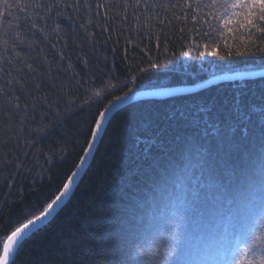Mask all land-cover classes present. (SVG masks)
Segmentation results:
<instances>
[{"label": "trees", "instance_id": "obj_1", "mask_svg": "<svg viewBox=\"0 0 264 264\" xmlns=\"http://www.w3.org/2000/svg\"><path fill=\"white\" fill-rule=\"evenodd\" d=\"M83 2L81 16L68 9L73 20L59 24L67 35L38 41L31 96L0 92V254L60 197L89 150L87 130L117 97L264 72L261 59L234 55L247 31L224 29L211 0H158L148 19L126 7L134 0ZM153 62L166 68L144 75ZM262 131L264 79L124 108L68 203L11 264H128L130 252V264H236L241 251L264 248Z\"/></svg>", "mask_w": 264, "mask_h": 264}, {"label": "snow or ice", "instance_id": "obj_2", "mask_svg": "<svg viewBox=\"0 0 264 264\" xmlns=\"http://www.w3.org/2000/svg\"><path fill=\"white\" fill-rule=\"evenodd\" d=\"M141 5L143 6V13H141ZM206 6L214 9L215 12L223 10L222 13L215 16V19L222 23L224 29L233 31L232 26H237L247 31L248 43L243 50L238 49L235 52L236 57H255L264 61V0H211V3ZM91 7L92 4L88 3L87 8L91 9ZM96 7L98 9L106 8V5L98 4ZM126 7H132L134 14L140 13L143 15L147 13L148 15H144V18L148 19L151 13L164 7V5L158 0H153L151 3L150 0H134V4L129 3ZM167 7L171 8L173 5L168 4ZM68 9H72L76 16H81L85 11V3L83 0H14V2L0 0V20L4 21L0 23V92L8 95L9 91L20 93L24 88H27L29 90L28 95L31 96V80L38 75L36 58L33 56L38 41H51L53 35H67L65 29L61 28L59 24L64 18L70 21L73 20V14ZM9 17L12 19H8ZM125 22H127V16ZM53 23L57 25L55 29L52 28ZM79 27L83 29L85 24L81 21ZM55 46L53 44V47ZM207 54L216 55L215 51ZM184 55H187V53H184ZM200 55L204 56L205 53L201 52ZM231 57H233L231 51L227 53V56H219L220 59ZM64 60L65 57L61 54L58 62L60 67L56 69L57 71L63 70ZM53 63H56V61H53ZM84 63L87 65V61ZM68 68L72 69L71 63L68 64ZM165 68L166 62H153L150 68L143 69V74H159ZM49 71H51V65H49ZM21 84H23V88L19 87ZM40 87V83L35 84L37 90ZM6 89L9 91H6ZM96 95L99 96L100 94L97 92ZM126 98L131 99L132 97L125 94L124 97H117V100L122 101ZM112 107H115L114 103ZM100 116L104 118L105 112H101ZM95 123L96 129H100L101 119L96 120ZM87 131L91 132L93 138L96 137L97 131L91 128ZM262 134H264V131H262ZM91 147L92 143L89 142V148ZM68 190L69 185L65 184L61 196L66 195ZM59 199L60 197H57V200ZM55 203L56 201H53L40 216L27 219L26 223L21 224L11 232V235L7 236V240L3 245V252L0 254V264H9V257L12 255L14 247L27 235L26 230L30 231V226L35 227L37 221H40L42 216L49 213ZM174 254L178 258L181 249L178 247ZM240 257L236 260V264H264V248L249 247L241 251ZM232 258H235L234 255ZM130 260L131 252L129 253L128 264H130ZM66 264H72V261L68 260ZM176 264H179L178 259Z\"/></svg>", "mask_w": 264, "mask_h": 264}, {"label": "water", "instance_id": "obj_3", "mask_svg": "<svg viewBox=\"0 0 264 264\" xmlns=\"http://www.w3.org/2000/svg\"><path fill=\"white\" fill-rule=\"evenodd\" d=\"M264 79V72L256 73V74H240V75H235L232 77H221L218 79H215L213 81H210L206 83L205 85L199 86V87H194V88H187V89H174V90H166V91H157V92H151V93H144V94H139L132 96L131 99H124V100H118L115 102V107H112V105L105 111V116L104 118L101 119V127L100 129H96L97 135L95 138H92V147L89 148L87 154L85 155L81 165L79 168L76 170L67 183L69 185V190L66 195L61 196L60 199L56 200V203L53 204L52 209H50L49 213L45 214L42 216L40 221H37L36 226L32 227L30 226L31 230L27 231V235L23 237L22 240H20L17 245L14 247L12 255L9 257V264H11L14 260L15 254L18 251V249L30 238L32 237L35 233L41 231L43 228L48 226L58 215V213L65 207V205L68 203L72 195L74 194L76 188L78 187L80 181L84 177L85 173L87 172L91 161L93 154L100 142L101 136L104 132V129L109 122V120L119 111L123 110L124 108L133 105L135 103L139 102H145V101H166V100H171L175 99L178 97H185V96H191L197 93H200L202 91L208 90L210 88H213L218 85H223V84H231V83H236L240 81H256V80H262ZM64 192V190H63Z\"/></svg>", "mask_w": 264, "mask_h": 264}]
</instances>
